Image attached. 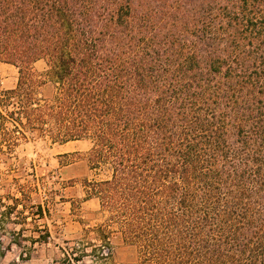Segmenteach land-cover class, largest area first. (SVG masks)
Returning a JSON list of instances; mask_svg holds the SVG:
<instances>
[{"label": "trees", "instance_id": "1", "mask_svg": "<svg viewBox=\"0 0 264 264\" xmlns=\"http://www.w3.org/2000/svg\"><path fill=\"white\" fill-rule=\"evenodd\" d=\"M0 62V154L89 139L143 263L264 264V0H0Z\"/></svg>", "mask_w": 264, "mask_h": 264}, {"label": "rangeland", "instance_id": "2", "mask_svg": "<svg viewBox=\"0 0 264 264\" xmlns=\"http://www.w3.org/2000/svg\"><path fill=\"white\" fill-rule=\"evenodd\" d=\"M33 67L38 97L50 98L46 61ZM17 79L18 69L0 62V90ZM91 148L89 139L58 144L32 131L0 154V264H152L122 240L93 195L89 183L108 173L94 167Z\"/></svg>", "mask_w": 264, "mask_h": 264}]
</instances>
